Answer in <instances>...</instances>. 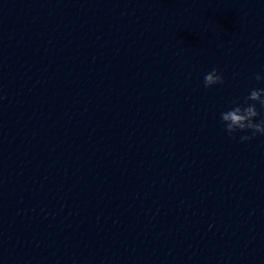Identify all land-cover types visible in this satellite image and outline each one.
<instances>
[{"label":"water","instance_id":"obj_1","mask_svg":"<svg viewBox=\"0 0 264 264\" xmlns=\"http://www.w3.org/2000/svg\"><path fill=\"white\" fill-rule=\"evenodd\" d=\"M255 74L264 0H0V264H264Z\"/></svg>","mask_w":264,"mask_h":264},{"label":"clouds","instance_id":"obj_2","mask_svg":"<svg viewBox=\"0 0 264 264\" xmlns=\"http://www.w3.org/2000/svg\"><path fill=\"white\" fill-rule=\"evenodd\" d=\"M254 78L257 81H262L264 80V75L255 74ZM223 83V76L219 74L216 68H213L210 72L205 74V88ZM232 103L233 107L230 110L221 113V121L229 136L235 139L236 137L233 134L236 132L251 133V135L241 136V141H250L254 139L257 134L264 136V118L256 122V118L260 115L256 105L259 104L260 107L264 109V88L252 89L246 97V106H242L238 101H233Z\"/></svg>","mask_w":264,"mask_h":264}]
</instances>
